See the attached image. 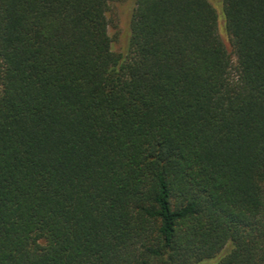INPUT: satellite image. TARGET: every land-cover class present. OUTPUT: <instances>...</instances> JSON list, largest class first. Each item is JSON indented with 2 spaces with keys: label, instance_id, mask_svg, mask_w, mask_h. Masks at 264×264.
<instances>
[{
  "label": "trees",
  "instance_id": "1",
  "mask_svg": "<svg viewBox=\"0 0 264 264\" xmlns=\"http://www.w3.org/2000/svg\"><path fill=\"white\" fill-rule=\"evenodd\" d=\"M0 0V264H264V0Z\"/></svg>",
  "mask_w": 264,
  "mask_h": 264
},
{
  "label": "rangeland",
  "instance_id": "2",
  "mask_svg": "<svg viewBox=\"0 0 264 264\" xmlns=\"http://www.w3.org/2000/svg\"><path fill=\"white\" fill-rule=\"evenodd\" d=\"M217 15V24L221 36L225 39L221 23L224 27V14L222 0H209ZM134 0H118L110 3L107 10L108 34L111 38V48L113 51L123 53L129 36V20L133 9Z\"/></svg>",
  "mask_w": 264,
  "mask_h": 264
}]
</instances>
